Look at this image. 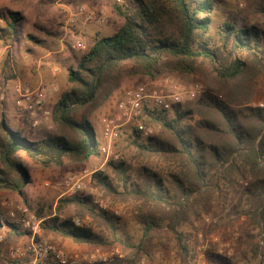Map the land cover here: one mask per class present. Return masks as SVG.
Masks as SVG:
<instances>
[{
	"label": "trees",
	"instance_id": "obj_1",
	"mask_svg": "<svg viewBox=\"0 0 264 264\" xmlns=\"http://www.w3.org/2000/svg\"><path fill=\"white\" fill-rule=\"evenodd\" d=\"M221 0H122L109 3L113 12L123 19L121 27L109 37L96 38L86 53L76 58V66L66 72L67 89L52 107L56 133L39 138L28 119L22 128L0 122V191L20 194L29 182L19 155L33 160L40 167H60L65 163H84L99 156L91 115L120 87L133 77L157 79L166 74L196 76L206 71L216 81L196 101L173 108L171 118L166 112L145 115L143 124L159 128L157 138L137 144L139 132L132 130L133 142L145 157H158L177 166L178 174L169 176L173 185L164 189L159 175L142 167L137 182L131 184L123 164L109 163L121 177L123 195L143 206L169 208L166 225L176 236L183 255L189 251L183 233L177 230L190 212L211 207L221 183L247 182L244 214L259 230L264 248V108H236L231 96L242 91V83L252 76L264 78V31L256 26L238 27L224 22L211 33V16ZM255 10L264 18V0L254 1ZM6 16L0 14V20ZM21 20L11 15L2 34H15ZM243 54L247 59H241ZM218 85V86H217ZM218 87V88H217ZM193 116L198 119L191 124ZM100 189L119 195L102 173L93 177ZM74 208L78 220L90 218L109 234L102 239L89 226L75 225L74 219H62L66 207ZM31 209V207H28ZM42 219L40 229L68 239L77 245L104 246L107 243L128 248L118 237L119 219L99 210L87 196L74 195L58 199L55 207L32 209ZM153 213H143L138 220L143 239L160 227ZM2 220L0 217V225ZM10 236L22 237L17 224L6 223ZM99 227V226H98ZM137 253L120 264H135Z\"/></svg>",
	"mask_w": 264,
	"mask_h": 264
},
{
	"label": "rangeland",
	"instance_id": "obj_2",
	"mask_svg": "<svg viewBox=\"0 0 264 264\" xmlns=\"http://www.w3.org/2000/svg\"><path fill=\"white\" fill-rule=\"evenodd\" d=\"M254 1L221 0L219 9L211 16V33L215 34L217 27L224 22H232L238 27L256 26L264 31V18L256 12ZM68 4L76 6L81 3L72 0ZM108 7L111 11L110 4ZM60 12L61 8L55 0H0V14L6 16V20H0V29H4L6 24L10 22L11 15L18 14L21 18L16 25L15 34H2L0 47H10L14 52L20 48L26 50L30 45L47 50L59 49L60 36L58 30L62 16ZM106 25L107 22L99 28L106 27ZM101 35L109 37L111 33L103 32ZM63 45L69 52L68 60L63 64V76L65 77L67 70L76 66V60L73 59L78 56L66 43L63 42ZM240 57L241 59H247L243 54ZM166 76H171L182 83H200L204 91L208 87L215 88L216 85V81L206 71L196 76L166 74L159 78ZM146 81H148L147 78L140 76L126 79L116 91L119 90L121 94L127 88ZM241 86L242 91L230 97L235 99L236 108H264V78L261 75L252 76L248 82L242 83ZM186 105L187 103L183 104L182 108L184 109ZM98 110L91 117L96 115ZM172 116L171 112L167 113L168 118ZM197 119V116H193L191 124L194 125ZM6 120L12 126L10 118L7 117ZM52 120L51 113V118L45 123L44 130L46 133L40 138L56 133L55 125L58 124V121L54 119V122H52ZM146 126L152 129V136L143 138L139 135L137 144H144L147 139L158 137L159 128L157 125L146 124ZM93 130L96 141L99 143V122L95 118L93 120ZM134 140L135 136L132 133H126L119 140L118 149L122 159L114 163L123 164V168L126 170L129 180L126 188L129 189L131 184L137 182V172L142 167L158 174L163 182L164 189L172 188L173 185L169 176L178 174V171H176L177 166L162 158L143 156L139 153L136 145L133 144ZM18 158L22 162L30 182L21 189L20 194L0 191V216L2 221L9 219L7 215L9 208L16 205L25 208L28 213L37 218L32 211L33 208L41 206L45 209L49 206L54 208L58 199L67 197L63 195L65 192L64 181L67 177L83 168H95L102 163L99 156H94L84 163H65L60 167L45 168L36 165L33 160L26 158L24 155H19ZM108 164L104 166L105 169L102 174L109 179L112 186L120 194H110L92 182L85 196L91 199L92 204L97 209L99 208L94 202H102L107 211L119 219L117 235L130 246L123 248L118 244L107 243L100 247L106 249L112 246L119 247L127 253L129 258L137 253L138 259L135 264H264V248L259 230L252 225L244 214L249 179L246 182L237 179L231 181V185L228 186L221 183L218 192L210 196V199H212L211 207L194 210L190 212L185 221L179 223L177 230L183 233V242L189 251L188 255H183L178 249L176 236L166 225V217L170 209L165 208L162 210V208H155L152 205L143 206L140 202L125 197L122 194L125 188L123 180L110 169ZM3 201H8L13 206H2ZM28 207H31V209ZM3 211L6 212L4 216ZM146 211L155 215L160 227L153 229L148 236L149 238L143 239L138 220ZM114 212H117V214ZM61 218L78 220L74 215V208L71 206L63 209ZM79 221L84 226H90L105 241H110L109 234L102 226L100 227L99 223L93 222L90 218L80 219ZM8 222L12 223V221ZM17 262L21 264L19 260Z\"/></svg>",
	"mask_w": 264,
	"mask_h": 264
},
{
	"label": "built area",
	"instance_id": "obj_3",
	"mask_svg": "<svg viewBox=\"0 0 264 264\" xmlns=\"http://www.w3.org/2000/svg\"><path fill=\"white\" fill-rule=\"evenodd\" d=\"M72 0H55L59 6H64ZM108 3L121 4L122 0H103ZM107 22V14L103 10L94 11L86 4L78 5L74 12L61 25L64 33L63 40L74 51L86 53L89 46L85 44L76 33V26L91 25L102 27ZM6 56L13 60L10 47H0V57ZM2 78L0 77V82ZM52 91H55L51 87ZM15 93L14 104L17 109L27 112V119L33 129L39 125V121L34 118L35 110L43 104L46 88L30 89L21 83L13 87ZM204 93V88L200 83H182L179 80L166 76L154 80L139 83L124 90L111 105L102 113L99 118V143L97 149L102 163L95 168H83L70 175L64 181L65 192L63 195L71 197L74 195L85 196V193L92 185L93 177L97 173L104 172V166L108 163H117L122 159L118 149L119 140L132 130L139 132L143 138L152 136V129L142 122L145 115L151 112H172L173 108L183 105L186 102L198 99ZM44 118H51V112L42 110ZM47 119V120H48ZM96 139V137H95ZM103 211H107L102 202H94ZM17 214L11 212L10 220L17 224L21 231H28L36 235L40 230L41 221L31 215L23 207L17 208ZM117 214V212H114ZM75 225H81L79 220H73ZM2 237L0 236V241ZM10 254L13 259L19 260L21 264H42L47 260H52L56 264H75L78 257L69 256L65 252L56 249L46 241L31 237L24 247H12ZM122 258L119 250L113 249L109 252L95 251L84 257L87 264H115Z\"/></svg>",
	"mask_w": 264,
	"mask_h": 264
},
{
	"label": "crops",
	"instance_id": "obj_4",
	"mask_svg": "<svg viewBox=\"0 0 264 264\" xmlns=\"http://www.w3.org/2000/svg\"><path fill=\"white\" fill-rule=\"evenodd\" d=\"M79 2V4L83 2V4H86L89 8H91L94 11L103 10L107 14V25L106 27L99 28L91 25H81L78 24L76 26V33L78 34V37L88 46H91L93 41L96 38H102L104 36L101 35L103 32H110L112 36L123 24V19L118 17L113 10H109V3L103 0H75V2ZM85 1V2H84ZM76 4V3H75ZM74 4V5H75ZM59 6V5H58ZM73 6L71 4H66L64 6H60L61 8V24L59 27V42H60V48L56 50H50V49H42V48H36L33 46H29L28 49L24 50V48H20L19 50H16L15 52L11 50V53L13 55V60L10 61L8 57L2 56L0 57V77L2 78V81L0 82V122L4 119L7 122V117L10 118L13 128L21 129L22 128V120L21 119H27L25 117L27 115V112L22 109H17L14 104L15 99V93L13 90V87L17 83H21L25 87H28L30 89H39V88H46L48 90L47 95H45L43 104L41 107L37 108L33 114L34 118L39 121V125L35 128H33L36 136L40 138L43 134L46 133L45 129V123L48 118H44L42 114V110H46L47 112L52 113V107L60 94L67 89V83H66V76H63V64L67 62L69 57L68 50L65 49L63 45V37L65 36L64 33L61 31V25L65 22V20L71 15L72 12H74L75 8L77 7ZM66 42V40H65ZM64 42V44H65ZM67 45V44H66ZM76 55L79 57L80 52L74 51ZM75 57L73 60L75 61ZM51 87L55 89V91H52ZM120 95L119 90L116 91L113 96L110 98V100L96 112V115H93L90 118V123L93 127V120L99 121L100 116L102 113L111 105L114 99H116ZM53 122V120H52ZM48 125V124H47ZM49 127V126H48ZM47 127V128H48ZM46 128V129H47ZM38 134V135H37ZM2 206H13L8 201H3L1 203ZM19 206H13L9 208L8 212V218L9 214L11 212L17 214V208ZM6 215V212L3 211V216ZM1 217V216H0ZM37 219H39L37 217ZM2 220V218H1ZM42 221V219H39ZM8 221H11L10 218L6 221H2V224L0 225V236L2 237V240L0 241V264H19L17 262L18 260L13 259L10 254V249L13 247H21L24 245V247L27 245V243L30 241L31 237H36L38 239H42L55 247L58 250H61L65 252L69 256H77L78 260L75 264H87L84 260V257L88 254H91L95 251H102V252H109L110 250L116 249L119 250L120 254L122 255V258L115 264H120L125 261V259H128L129 256L125 251L120 249L119 247H111V248H102L100 246L95 247H88L85 245H77L73 243L72 241L68 239H64L61 236H58L56 234L52 233H43L41 229L38 231L36 235H33L28 232H26V235L22 237H16V236H10V238L6 239L8 236V232H10V229L8 228V225L6 223H10ZM5 224H4V223ZM13 223V222H12ZM15 224V223H13ZM17 262V263H15ZM42 264H56L52 260H47L43 262Z\"/></svg>",
	"mask_w": 264,
	"mask_h": 264
}]
</instances>
